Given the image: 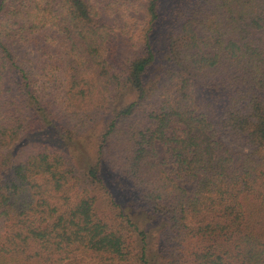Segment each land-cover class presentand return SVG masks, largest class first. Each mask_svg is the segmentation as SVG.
I'll return each instance as SVG.
<instances>
[{
    "label": "trees",
    "instance_id": "trees-1",
    "mask_svg": "<svg viewBox=\"0 0 264 264\" xmlns=\"http://www.w3.org/2000/svg\"><path fill=\"white\" fill-rule=\"evenodd\" d=\"M0 264H264V0H0Z\"/></svg>",
    "mask_w": 264,
    "mask_h": 264
},
{
    "label": "rangeland",
    "instance_id": "rangeland-1",
    "mask_svg": "<svg viewBox=\"0 0 264 264\" xmlns=\"http://www.w3.org/2000/svg\"><path fill=\"white\" fill-rule=\"evenodd\" d=\"M117 31L120 32V29L117 28ZM156 38L158 37L159 39H163L166 38V33H164L163 29L159 28L156 30ZM117 43H116V60L119 63H121L125 58H127L128 56H130L131 54H133L134 50L136 49V40L134 43L131 42V40H129L128 38L125 37V35H121L118 39H116ZM229 144L233 145L236 149H240V150H246L248 149V146H237L235 145L233 142L229 141ZM164 155V149L163 147L159 148V156L162 158ZM170 168L171 165L168 163L167 165H165V169L167 171L170 172ZM171 173V172H170ZM171 175H173L171 173ZM192 188V186L190 187Z\"/></svg>",
    "mask_w": 264,
    "mask_h": 264
}]
</instances>
